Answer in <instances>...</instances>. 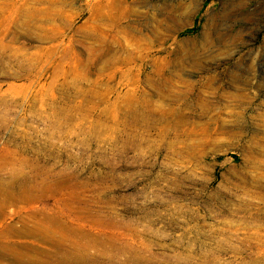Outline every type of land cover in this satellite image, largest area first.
Instances as JSON below:
<instances>
[{
  "label": "rangeland",
  "instance_id": "obj_1",
  "mask_svg": "<svg viewBox=\"0 0 264 264\" xmlns=\"http://www.w3.org/2000/svg\"><path fill=\"white\" fill-rule=\"evenodd\" d=\"M262 114L264 0H0V264H264Z\"/></svg>",
  "mask_w": 264,
  "mask_h": 264
},
{
  "label": "bare ground",
  "instance_id": "obj_2",
  "mask_svg": "<svg viewBox=\"0 0 264 264\" xmlns=\"http://www.w3.org/2000/svg\"><path fill=\"white\" fill-rule=\"evenodd\" d=\"M260 118H262L263 119V121H264V114H262V115H260ZM253 140H257V137L255 136L254 137V139ZM259 162H264V160H261V161H259ZM9 193V192H8ZM3 215V214H2ZM5 215H7V214H5ZM8 216V215H7ZM2 217V216H1ZM8 217H10V216H8ZM0 224H2V223H0ZM9 224V223H8ZM12 225V224H11ZM2 226V225H1ZM8 226V225H7ZM11 227V226H10ZM4 228V227H3ZM14 228V227H13ZM22 229V228H21ZM33 229V228H32ZM31 229V230H32ZM1 230V229H0ZM13 230V229H12ZM28 230V229H27ZM26 230V231H27ZM35 230V229H34ZM22 231V230H21ZM1 232V231H0ZM13 232V231H12ZM16 232V231H15ZM31 232V231H30ZM32 232H35V231H32ZM5 234V233H4ZM13 234H15V233H13ZM19 234V233H18ZM21 234V233H20ZM44 234H45V232H44ZM43 234V235H44ZM1 235V234H0ZM13 236V235H12ZM42 236V235H41ZM38 237V236H37ZM13 238V237H12ZM2 239V238H1ZM42 239H45V238H42ZM6 241V240H5ZM5 241H3V243L5 242ZM0 243H1V240H0ZM2 245H5V244H2ZM5 246H7V245H5ZM4 249V248H3ZM6 252V251H5ZM11 252V251H10ZM10 254V253H9ZM11 255V254H10ZM19 255V254H18ZM14 256V255H13ZM2 257V256H1Z\"/></svg>",
  "mask_w": 264,
  "mask_h": 264
}]
</instances>
